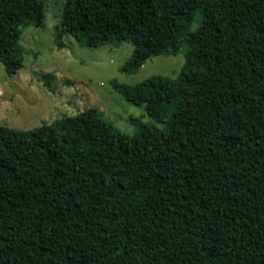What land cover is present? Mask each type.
<instances>
[{
    "label": "trees",
    "instance_id": "obj_1",
    "mask_svg": "<svg viewBox=\"0 0 264 264\" xmlns=\"http://www.w3.org/2000/svg\"><path fill=\"white\" fill-rule=\"evenodd\" d=\"M45 1L0 0L8 74ZM196 12L176 77L109 81L153 123L128 135L90 107L0 125V264H264V0H64L56 32L131 43L133 74L176 54Z\"/></svg>",
    "mask_w": 264,
    "mask_h": 264
},
{
    "label": "rangeland",
    "instance_id": "obj_2",
    "mask_svg": "<svg viewBox=\"0 0 264 264\" xmlns=\"http://www.w3.org/2000/svg\"><path fill=\"white\" fill-rule=\"evenodd\" d=\"M64 0H46L44 25L21 29L22 67L8 74L0 62V125L28 130L95 107L114 129L131 135L130 117L153 123L143 106L123 98L110 79L135 84L150 75L176 77L189 48L190 32L199 25L198 12L188 30L179 34L178 52L147 59L133 74L120 72L133 46L127 41L96 48L81 46L71 35L58 36L56 25ZM50 73L49 86L38 75Z\"/></svg>",
    "mask_w": 264,
    "mask_h": 264
}]
</instances>
